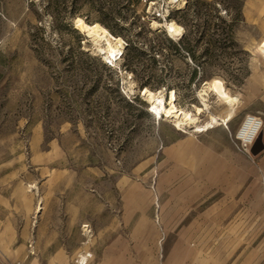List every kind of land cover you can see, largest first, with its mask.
I'll return each instance as SVG.
<instances>
[{"label": "rangeland", "instance_id": "374dc122", "mask_svg": "<svg viewBox=\"0 0 264 264\" xmlns=\"http://www.w3.org/2000/svg\"><path fill=\"white\" fill-rule=\"evenodd\" d=\"M167 1L0 0V264H264V229H228L237 194L213 162L239 150V106H254L264 0ZM94 23L123 40L119 60L88 38ZM220 82L238 100L226 122ZM143 88L171 92L181 128Z\"/></svg>", "mask_w": 264, "mask_h": 264}, {"label": "crops", "instance_id": "0c3cea01", "mask_svg": "<svg viewBox=\"0 0 264 264\" xmlns=\"http://www.w3.org/2000/svg\"><path fill=\"white\" fill-rule=\"evenodd\" d=\"M249 78L248 89L251 91L249 100L254 103V106L249 110L239 106L238 112L240 114L243 111L246 116L252 115L262 120V125L254 140L256 142L255 149H258V152L254 154L250 150V154H247L226 148L221 155H214L213 162L222 166V172L227 178L223 187L231 190L228 191V197L237 194V198H234L232 202L230 199L227 200L226 208L223 210V215L226 216L237 208V217L228 224V229L237 228V235H241L239 231L244 229L247 231V236L249 235L248 231L252 233V236H255L259 230L264 229V70L252 71ZM232 115L227 121L232 119ZM215 118L218 121V118ZM72 217L70 218L71 222H78L76 214ZM78 242L71 245V251L80 248ZM66 251L65 243L58 245L55 249L56 253H65ZM55 264L66 263L57 261Z\"/></svg>", "mask_w": 264, "mask_h": 264}, {"label": "bare ground", "instance_id": "6f19581e", "mask_svg": "<svg viewBox=\"0 0 264 264\" xmlns=\"http://www.w3.org/2000/svg\"><path fill=\"white\" fill-rule=\"evenodd\" d=\"M185 1V0H184ZM166 27L169 33L173 36H177L178 38L183 35V28L178 25L176 22L171 21L166 23ZM88 38H90L94 44L96 45L98 51L103 53L105 58L109 61L119 60L122 56L124 43L123 40L119 37L113 36L105 27L101 26L98 23H94L91 25L88 31ZM264 53V49H263ZM207 84V83H206ZM212 90L216 95L221 99L224 103H226L230 110L228 113L222 118L224 122H226L233 111L235 110L237 104V98L231 96L225 86L220 83H215L211 86ZM131 92L134 93V88H130ZM142 93V91H141ZM162 93V92H161ZM160 92H154L149 89H145L143 91L144 98L150 103V111L155 114L158 118H169V120H173L174 123L181 128L183 125V118L181 117V112L177 111L173 108H165L164 107V97ZM257 120V119H256ZM212 123H217L216 118L212 120ZM250 126V127H249ZM256 124L254 122H247L239 128V133L241 137L250 138L256 133ZM259 130V129H258ZM257 130V131H258ZM80 261L82 263H86L88 261V255L84 254L80 257Z\"/></svg>", "mask_w": 264, "mask_h": 264}, {"label": "built area", "instance_id": "2783aa9c", "mask_svg": "<svg viewBox=\"0 0 264 264\" xmlns=\"http://www.w3.org/2000/svg\"><path fill=\"white\" fill-rule=\"evenodd\" d=\"M144 2H146L147 0H143ZM187 2V0H168L164 5H165V11H169L170 9H179L180 6H183L185 5ZM157 11V14L164 18V13L162 12V9L160 8L159 10H156ZM150 109V108H148ZM257 119V120H256ZM247 122H254L257 126H256V133L251 136L250 138H245V137H241V134L239 133V131L237 132L236 134V140H238V145H237V148L242 151V152H245L247 154H249L250 152V148L255 140V137L258 133V129L261 127L262 125V121L255 117V116H252V115H247L244 119V121L242 122L241 124V127L242 125L246 124ZM240 127V128H241ZM250 127V126H249ZM82 230L84 231V234L85 235H89L90 234V229H89V225L88 224H83L82 226Z\"/></svg>", "mask_w": 264, "mask_h": 264}, {"label": "trees", "instance_id": "16d2710c", "mask_svg": "<svg viewBox=\"0 0 264 264\" xmlns=\"http://www.w3.org/2000/svg\"><path fill=\"white\" fill-rule=\"evenodd\" d=\"M130 47H131V45H129V46L127 47V49H129ZM148 83H149L148 81H143V80H140V81H139L140 86L148 85ZM145 89H147V88H143V90H145ZM170 96H171V92H169L168 101L164 100V107H165V108H171V107H173V105H170V106H166V105H165V101H166V104H170V103H169V101H170Z\"/></svg>", "mask_w": 264, "mask_h": 264}, {"label": "water", "instance_id": "95a60500", "mask_svg": "<svg viewBox=\"0 0 264 264\" xmlns=\"http://www.w3.org/2000/svg\"><path fill=\"white\" fill-rule=\"evenodd\" d=\"M255 148H256V142H254L253 145L251 146V150L253 151L254 154L258 152V149Z\"/></svg>", "mask_w": 264, "mask_h": 264}]
</instances>
